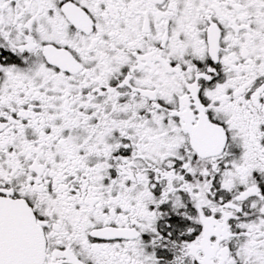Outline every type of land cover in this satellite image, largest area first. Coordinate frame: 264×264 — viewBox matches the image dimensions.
<instances>
[{"label": "snow or ice", "instance_id": "1", "mask_svg": "<svg viewBox=\"0 0 264 264\" xmlns=\"http://www.w3.org/2000/svg\"><path fill=\"white\" fill-rule=\"evenodd\" d=\"M0 264H264V0H0Z\"/></svg>", "mask_w": 264, "mask_h": 264}]
</instances>
